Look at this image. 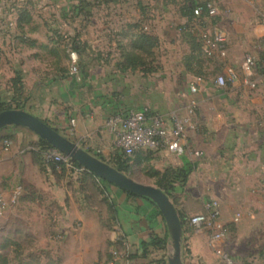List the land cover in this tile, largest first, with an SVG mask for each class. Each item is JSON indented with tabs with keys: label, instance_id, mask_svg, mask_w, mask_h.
<instances>
[{
	"label": "crops",
	"instance_id": "0c3cea01",
	"mask_svg": "<svg viewBox=\"0 0 264 264\" xmlns=\"http://www.w3.org/2000/svg\"><path fill=\"white\" fill-rule=\"evenodd\" d=\"M73 1L0 0V49L2 53L20 54L21 58L14 65L22 68L24 98L27 91L22 109L43 121L46 117L51 118L52 123L45 121L49 126L84 149L90 150L89 144L96 145L101 156L109 158L114 148L104 126L107 114L118 108H142L143 105L131 91L132 84L125 70H114L103 61L97 64L87 62L85 74L81 73L79 64L77 74H69L68 68L58 70L55 54L57 50L67 48L66 30L62 27L71 17L69 10ZM204 1L217 2L153 0L155 7L165 14H169V6H175V20L181 25L191 22L188 21L190 10L186 11L183 6ZM221 1L228 5L224 7L233 8L223 13L221 8L224 7L218 6L220 13L214 19L227 31V55L223 59H213L198 53L194 64L202 71L211 69L212 63L216 62L213 78L202 77L195 93L188 91L194 78L190 79L183 68H178L169 77L151 72L146 82L148 101L144 102V99V106L167 114L194 99L199 125L196 130L187 132L186 150L182 155L161 151L150 154V158L143 161L153 162L157 170L166 166L179 167L184 161L192 163L193 170L185 186L182 190L177 187L171 198L182 219L203 212L205 202L216 199L220 219L234 239L232 244H227L234 263L248 260L251 264H264V68L257 46L258 39L264 36V24L258 14L264 4L263 0ZM40 3L43 4L42 10L36 13V6ZM164 24L166 28L171 27V22L165 21ZM59 33L64 38H59ZM248 53L256 60L249 77L254 86L247 83L240 67ZM226 65H233L238 77L233 83L217 87L214 79L224 72ZM167 78H170L171 86L165 83ZM7 127L9 133H17L16 126ZM37 140L34 133L28 138L32 145ZM17 148L0 149V166L11 165L6 172L0 173V178L5 177L4 192L13 183L22 185L23 199L34 210L30 217L22 218L25 224L32 226L25 227L24 233L31 231L35 242L41 247L47 244L50 250L54 245L47 238L51 229L47 216L50 211H60L66 227L75 220L81 222V227L70 232L64 241L65 248L63 253L60 252L62 264H106L110 261L114 264H167L169 235L157 206L151 200L131 196L116 186H107L106 194L112 209L109 210L104 203L94 206L82 198V192H78L75 174L69 178L58 169L52 171L40 163L35 152L19 153ZM193 150L201 151L202 155L195 156ZM70 179L74 180L72 185ZM85 189L86 196L93 190L91 185ZM236 213H240L241 218L233 223ZM158 235H166V247L148 246L144 249L143 242ZM49 253L47 258L53 251ZM211 257L205 233H195L183 222V264H213Z\"/></svg>",
	"mask_w": 264,
	"mask_h": 264
},
{
	"label": "rangeland",
	"instance_id": "374dc122",
	"mask_svg": "<svg viewBox=\"0 0 264 264\" xmlns=\"http://www.w3.org/2000/svg\"><path fill=\"white\" fill-rule=\"evenodd\" d=\"M88 1L90 2L89 6L83 8L81 11L76 12L74 10H69L71 17L67 21V25H63L62 27L66 30L65 38L62 33L58 34L59 38L66 39L65 46H67V48H63V51L61 49L57 50L55 54L58 70L64 71L66 68H69L72 62L69 53L70 51H75L73 45L78 43L80 49L83 50L82 53L75 51L78 64L80 59L90 64H97V62L100 63L103 61L108 67L112 66L115 70L120 69L116 67V64L122 63L125 66V74L132 84L131 89L133 90L131 91L137 95V98L142 97L143 100L145 99L144 102L148 101L147 83L148 75L151 73L148 72V64L157 66L158 70L156 73L159 74V76L163 74L169 77L173 72H177L178 68L185 69L190 79L199 74L204 79L206 78L209 80L215 75L216 62L212 63V68L209 70L199 71L194 67L197 55L192 49V39L186 36V31L179 29L181 23L175 20V6H169V14H165L155 7L153 0ZM73 2V4H75L77 0ZM215 4L217 7H224V5H227L221 0L220 2L217 0ZM61 5L63 6V4ZM42 6L43 4L41 3L37 4L36 13L42 10ZM221 9L222 12L225 13L226 11L230 12L233 8L231 9L230 6V8L224 7ZM165 21L171 22V27L166 28L164 24ZM195 26L196 25H194V27ZM142 31H146L147 33L149 31L157 37L155 40L156 45L150 50H148V48L142 50L133 48V42ZM193 32L194 31H192V35L196 39ZM18 58H21L18 52H4L1 54L0 99H7L12 95H16L15 88L17 84L14 85L12 79L16 78L18 75L20 77L23 76L21 71L22 68L14 65V62H16ZM26 69L28 68L26 67ZM141 73L143 74L141 75ZM164 81L167 85H172L170 78ZM26 92L27 91H25V99L27 98ZM12 104L16 103L12 102ZM45 121L52 123L51 118L47 119L46 117ZM14 130L17 132L16 134L9 133L8 127H4L0 130V149L8 151L10 148L16 149L17 146H19L17 148L19 153L34 150L32 143L28 142V138L32 137L33 133L19 126H16ZM21 143L24 145H21ZM89 145L91 151L89 153L97 157H102L101 151L97 149L98 147L96 145ZM102 159L116 168L117 165L112 159L107 157H102ZM47 162L48 161L45 163ZM3 167L0 166V173L6 172L11 165L7 163L6 165L4 164ZM155 169L153 162L143 161L141 163H134L132 161L129 163V167L125 170L124 174L136 181L153 184L155 178L152 176V172ZM67 170L70 169L67 168ZM4 182L5 177H3V179L0 178V191H5L2 189V184ZM69 182L73 184L74 180L70 179ZM8 184H10V182H8ZM18 185L21 186L20 198L11 207L10 211H6L4 215L0 216V264H62L63 259L60 256V252L63 253L65 248L64 241L70 232H74L81 227V222L75 220L71 225L66 227L64 225L62 213L60 211H50L47 216L48 224L51 229L48 232L47 238L54 243V245L51 246L50 250L47 244H43L44 247L39 246L38 243L35 242V236L31 231L27 230L26 233H24L25 227L32 226L25 224L23 219L25 217H30L34 210L31 205L28 204L27 200L23 199L24 189L22 185L13 183L6 191L13 190V188ZM98 185L97 188L95 185L93 186V190L89 192L90 194L88 195L87 201L89 203L91 202L90 204L94 206H96L97 203H104L107 205L109 196L106 194V187L99 182ZM16 215L20 216L21 219ZM104 222H106V220H104ZM231 235L232 234L229 233L228 246L229 243L232 244L234 242ZM205 236L207 239V234H205ZM12 242L17 244H12ZM50 251H53V254L50 258H47ZM207 251L209 255L212 256L213 264L217 263V258L212 255L213 251L208 245V241ZM240 264L251 263L248 260H242Z\"/></svg>",
	"mask_w": 264,
	"mask_h": 264
},
{
	"label": "built area",
	"instance_id": "2783aa9c",
	"mask_svg": "<svg viewBox=\"0 0 264 264\" xmlns=\"http://www.w3.org/2000/svg\"><path fill=\"white\" fill-rule=\"evenodd\" d=\"M219 13L217 5L212 1H206L204 6L198 5L193 8V24L196 26L192 31H194L197 41L201 43V53L213 59H223L227 55V31L214 21ZM258 14L264 24V8L260 7ZM11 24L9 23V25ZM257 46L261 53V66L264 68V36L258 39ZM69 57L72 62L68 72L71 75L77 74L76 52L70 51ZM255 66L254 56L249 53L245 54L240 67L250 86H254V82L249 81V77ZM237 77V69L233 65H226L224 72L216 75L214 83L217 87H224L233 83ZM201 83L202 77H194L188 85V91L190 93L197 92ZM137 101L143 105L142 108H118L107 114L104 126L111 138L113 148L127 156L139 151L152 154L165 151L175 156L182 155L186 150L187 132L196 130L199 125L196 101L190 99L180 108L167 114L150 113L144 106L142 97L137 98ZM70 124L73 126V120L70 121ZM192 153L198 157L202 155L199 150H193ZM42 158L45 162H62L66 168L74 171L79 169L74 166L70 158L52 146L42 151ZM20 193L21 186L19 185L10 191H0V216L4 215L17 202ZM240 218L241 214L236 213L231 222L237 223ZM183 222L191 226L195 233L207 234L208 245L217 258L218 264H235L227 248L229 228L220 219L219 204L216 199H208L204 204L203 212L184 216ZM106 264H114V262L110 261Z\"/></svg>",
	"mask_w": 264,
	"mask_h": 264
},
{
	"label": "trees",
	"instance_id": "16d2710c",
	"mask_svg": "<svg viewBox=\"0 0 264 264\" xmlns=\"http://www.w3.org/2000/svg\"><path fill=\"white\" fill-rule=\"evenodd\" d=\"M206 3V1L204 2H200V3H191L189 6L185 5L183 6L184 9L190 10L191 16L189 17L188 21H191L189 24H184L179 26V29H182L183 31H186V36H189L192 39L191 45H192V49L193 52H196V55L198 53H201V43L199 41H197V39H195L192 35V29L194 27V15H193V8L200 5V6H204ZM90 4V2L88 0H77V2L75 4H71V10H74L76 12L83 10V8L88 7ZM157 37L155 35H153V33L149 32L148 33L146 31H142L138 34L136 40L133 42V48L136 49H147L150 50L152 49L155 45H156V40ZM73 48L76 52L78 53H82L83 50L80 49V46L77 44L73 45ZM1 54L2 51L0 49V61H1ZM87 62L85 60H79V68L82 74H85V70L84 67L86 66ZM117 68H120L119 70H125V66L121 63H117L116 64ZM157 66L148 64V72H156ZM196 76H200L201 75H195ZM12 81L14 82V85L17 84V87L15 88L16 91V95H12L10 97H8L7 99H0V111L5 110V109H10V108H24V101L25 98L23 97V84H22V77H20L19 75L16 76V78H13ZM12 102L16 103V104H12ZM148 112L150 113H156L154 112L152 109L148 108ZM45 122V121H44ZM46 123V122H45ZM69 138V137H68ZM51 146L44 140L38 138L37 143H35L33 145V148L35 150H30L31 152H35L38 156L39 159L41 160L40 163L41 164H45L47 166H49V168L52 171H57V169L59 170V172L62 175H67L69 178L71 177L72 174H75V181H77L78 183V192H82L83 196L82 198L87 199L88 196H86L84 193V191H86L85 187L88 185H91L92 188L95 185V187L97 188L98 182L101 183V185H104V187L107 186H114L108 182H106L105 180L95 176L93 173L89 172L88 170L84 169L82 166H80L78 163H76L75 161H73L74 166H76L77 168H79L77 171H74L72 169L67 170L65 165L62 162L59 161H48L47 163H45V161L42 158V151L50 148ZM86 151L91 152L89 149L85 148ZM150 154H152L151 152H145V151H139L134 153L131 156H127L121 152H119L118 150L114 149L110 156L109 159H112L115 163H116V168L121 171L122 173L125 172V170H127V168L129 167V163L130 162H134V163H141L143 160H148L150 158ZM101 158V160L105 161L104 159H102V157H98ZM193 170V164L188 162V161H184L183 164L179 167H172V166H166L164 167L162 170H154L152 172V176L155 178V182L153 183L156 187H158L159 189H161L170 199L173 198V193L177 191V187H180L181 190L183 189V187L185 186L190 173ZM127 194L131 195V196H138V197H142L139 196L137 194L131 193V192H127L124 191ZM20 198V197H19ZM18 198V199H19ZM109 198V197H108ZM145 198V197H142ZM147 199V198H146ZM111 202L109 201L107 206L108 209H112V204H110ZM176 211L178 213V216L180 218V222L181 225L183 223V219H182V215L179 213V211L176 208ZM10 242V241H9ZM11 243V242H10ZM166 243H167V237L165 236H153L150 238L149 241L143 242V247L144 249H147L148 246H151L153 248H157V249H164L166 247ZM12 244H17V243H13ZM28 264V263H26Z\"/></svg>",
	"mask_w": 264,
	"mask_h": 264
},
{
	"label": "water",
	"instance_id": "95a60500",
	"mask_svg": "<svg viewBox=\"0 0 264 264\" xmlns=\"http://www.w3.org/2000/svg\"><path fill=\"white\" fill-rule=\"evenodd\" d=\"M7 126H19L28 129L95 176L124 191L151 200L157 206L168 231L170 252L167 257V264H183L180 218L171 199L161 189L152 184L132 179L22 108L0 111V129Z\"/></svg>",
	"mask_w": 264,
	"mask_h": 264
}]
</instances>
